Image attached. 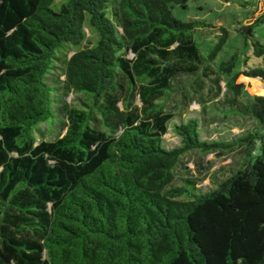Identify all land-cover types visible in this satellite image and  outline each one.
<instances>
[{
    "label": "trees",
    "instance_id": "1",
    "mask_svg": "<svg viewBox=\"0 0 264 264\" xmlns=\"http://www.w3.org/2000/svg\"><path fill=\"white\" fill-rule=\"evenodd\" d=\"M187 2L0 0V264H264V136L208 142L188 119L173 125L179 145L163 144L174 114L161 101L182 88L178 78L206 71L224 42L201 51L194 33L206 24L173 15ZM251 47L264 63V45ZM243 74L264 88L263 68ZM237 77L225 85L236 108L224 112L264 128V97ZM62 91L83 95L85 109L67 112L62 137L36 144L35 127L66 108ZM240 144L253 162L216 187L176 181L186 154Z\"/></svg>",
    "mask_w": 264,
    "mask_h": 264
},
{
    "label": "rangeland",
    "instance_id": "2",
    "mask_svg": "<svg viewBox=\"0 0 264 264\" xmlns=\"http://www.w3.org/2000/svg\"><path fill=\"white\" fill-rule=\"evenodd\" d=\"M52 9L57 10L58 6L52 5ZM263 14L264 0H188L185 9L180 7L173 9L174 17L180 21L196 20L206 24L194 33L195 41L202 52H205L207 47L214 46L223 37L224 42L212 63L205 66L208 71H203V66L197 71V77L178 78L173 82L174 86L182 88L171 93L163 102L161 101L165 112L174 114L168 124L167 133L163 136L165 148L170 149L179 145L180 138L173 132V125L184 123L188 119L198 120L201 138L208 142H231L249 133L264 136V128L257 127L248 117L224 112L227 109L236 108L235 105L226 104L232 100V97L225 93L226 83L235 75L238 76L237 85H245L247 94L264 97L260 79L253 80L243 74L256 67L264 69L262 58L253 56L251 47L253 39L264 45V22L252 28L253 38L243 40L246 28ZM222 28L226 31L225 34ZM86 34L90 37L89 30H86ZM233 55L237 56L235 68L230 73L222 72L219 68L220 64ZM128 56L131 57V55ZM202 72L209 77H202ZM54 73L58 74L60 70ZM58 76L60 81L64 79L61 74ZM55 86L61 88V84ZM60 99L65 101L66 108H63L59 102L56 105L62 110H56L54 118L35 127L33 138L36 144L62 137L68 128L67 112L85 109L84 97L81 94L62 91L58 93V100ZM243 102L245 99L240 97L236 99L235 104L238 106ZM135 104L140 105L138 99L135 100ZM244 148L240 144L230 150L205 156L192 151L182 158L181 164L176 169V181L180 183L179 180L182 178L195 179L201 191L216 187L215 180L223 179L229 170L239 167L243 162H253L249 157H245ZM254 153H259L258 145L254 147Z\"/></svg>",
    "mask_w": 264,
    "mask_h": 264
},
{
    "label": "bare ground",
    "instance_id": "3",
    "mask_svg": "<svg viewBox=\"0 0 264 264\" xmlns=\"http://www.w3.org/2000/svg\"><path fill=\"white\" fill-rule=\"evenodd\" d=\"M260 88V87H259ZM261 88H263V87H261ZM264 89V88H263Z\"/></svg>",
    "mask_w": 264,
    "mask_h": 264
}]
</instances>
